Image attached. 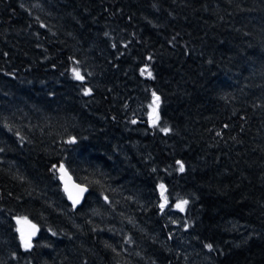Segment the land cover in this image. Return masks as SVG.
Here are the masks:
<instances>
[{"label":"trees","instance_id":"16d2710c","mask_svg":"<svg viewBox=\"0 0 264 264\" xmlns=\"http://www.w3.org/2000/svg\"><path fill=\"white\" fill-rule=\"evenodd\" d=\"M0 264H264V0H0Z\"/></svg>","mask_w":264,"mask_h":264},{"label":"water","instance_id":"95a60500","mask_svg":"<svg viewBox=\"0 0 264 264\" xmlns=\"http://www.w3.org/2000/svg\"><path fill=\"white\" fill-rule=\"evenodd\" d=\"M57 173L58 181L66 200L70 203L72 208H75L82 202L84 195L88 191L87 186L75 181L63 165L58 167ZM33 226L34 225L31 222L26 221L20 227L21 234H23V239L26 242H29L36 233V228Z\"/></svg>","mask_w":264,"mask_h":264},{"label":"rangeland","instance_id":"374dc122","mask_svg":"<svg viewBox=\"0 0 264 264\" xmlns=\"http://www.w3.org/2000/svg\"><path fill=\"white\" fill-rule=\"evenodd\" d=\"M156 103H157V100H151V102H149L148 104H147V111H148V113L149 114H151V120H152V122L154 121V120H156V118H157V114L155 113V106H156ZM178 205H181V203L179 202V203H177L176 204V206L178 207ZM180 207V206H179ZM24 222H26V221H24V220H20L19 221V223H18V229H19V232H20V234H21V230H20V227H21V225L24 223ZM176 229V232H178L179 234H180V236L181 237H184V233L181 231V229H182V225L181 224H178V227H175ZM21 236H22V234H21ZM184 240V239H183ZM23 241H25L24 239H23ZM187 244V243H186ZM194 252H193V250L191 251V254H193Z\"/></svg>","mask_w":264,"mask_h":264},{"label":"snow or ice","instance_id":"6c2138e0","mask_svg":"<svg viewBox=\"0 0 264 264\" xmlns=\"http://www.w3.org/2000/svg\"><path fill=\"white\" fill-rule=\"evenodd\" d=\"M74 71V76H75V78L76 79H83V77L80 75V73H79V71H77V70H73ZM155 95V94H154ZM159 98L158 97H156V100H158ZM158 118V117H157ZM153 124H155V120L153 121ZM164 131H167L166 129H164ZM179 163V162H178ZM184 169H183V165L181 164V166H180V171H183ZM161 187L163 188V185H161ZM188 202L187 201H182L181 202V205H183V204H187ZM181 205H178V207L179 206H181ZM161 207H163V205H161ZM33 227H35V226H33ZM34 234V233H33ZM22 239H23V234H22ZM25 246H29L27 243L25 244ZM207 247H211L210 245H208Z\"/></svg>","mask_w":264,"mask_h":264}]
</instances>
